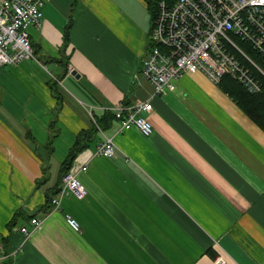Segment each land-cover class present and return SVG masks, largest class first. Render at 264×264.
Instances as JSON below:
<instances>
[{
	"label": "crops",
	"instance_id": "1",
	"mask_svg": "<svg viewBox=\"0 0 264 264\" xmlns=\"http://www.w3.org/2000/svg\"><path fill=\"white\" fill-rule=\"evenodd\" d=\"M42 12L34 57L0 65V246L14 252L0 264H264V131L200 71L153 93L140 73L146 0H46ZM147 99L148 136L98 123ZM82 130L72 165L87 166V193L54 209L45 191ZM104 135L112 157L96 153Z\"/></svg>",
	"mask_w": 264,
	"mask_h": 264
},
{
	"label": "built area",
	"instance_id": "2",
	"mask_svg": "<svg viewBox=\"0 0 264 264\" xmlns=\"http://www.w3.org/2000/svg\"><path fill=\"white\" fill-rule=\"evenodd\" d=\"M46 0H0V65L34 57L28 27L38 26ZM154 19L148 38V51L142 61L141 75L153 86V93L174 90L175 81L185 73L200 71L218 84L227 74L250 92H258L264 77V0H156ZM243 41L258 55L255 60L238 43ZM119 121V129L135 127L148 136L153 126L146 113L152 109L147 100L109 106ZM96 153L114 156V140L104 135ZM86 165H71L61 177L60 191L53 197V208L60 207V197L71 192L78 198L86 195L79 172ZM74 229L79 222L66 214ZM40 218L32 217L33 226ZM26 235L30 230L21 226ZM14 252L0 246V263Z\"/></svg>",
	"mask_w": 264,
	"mask_h": 264
},
{
	"label": "trees",
	"instance_id": "3",
	"mask_svg": "<svg viewBox=\"0 0 264 264\" xmlns=\"http://www.w3.org/2000/svg\"><path fill=\"white\" fill-rule=\"evenodd\" d=\"M146 1L149 7V11L151 13V22H152L155 15L156 0H146ZM244 44L246 45L247 51L251 53V55H253L255 60L259 62L258 55L256 54V52L253 51L247 43L244 42ZM262 66L264 67V64H262ZM217 85L223 91H225L235 101V103L240 107V109L264 131V77H262V86L260 91L258 92H250L243 84H241L239 81L235 80L234 78H232L230 75L227 74L222 76L221 80ZM107 113H108L107 115L105 116L103 115V117L100 118L98 121L101 127L105 126L101 123V121H104L105 118H108L109 120H111L112 117L115 118L112 112L111 113L107 112ZM84 133L85 130H82L77 134L75 141L68 149L67 155L61 161L59 166L60 178L70 168L77 153L87 146L86 141H84L87 136L84 135ZM53 137L54 134H51L47 141L49 150H51L52 148L51 146H52ZM43 178L46 177H42L41 180H38V183L42 184L44 180ZM60 188L61 186L60 184H58L57 186H53V188H50L45 191L46 203H49L51 205L53 204L52 199L60 191ZM21 215L22 213L20 212V210L16 211L10 223L12 224Z\"/></svg>",
	"mask_w": 264,
	"mask_h": 264
},
{
	"label": "rangeland",
	"instance_id": "4",
	"mask_svg": "<svg viewBox=\"0 0 264 264\" xmlns=\"http://www.w3.org/2000/svg\"><path fill=\"white\" fill-rule=\"evenodd\" d=\"M146 16L147 17H149V14H148V12H147V10H146ZM238 43L243 47V49H245V51H247V49H246V45L244 44V42H241L240 40H238ZM248 52V51H247ZM249 53V52H248ZM250 55H251V53H249ZM251 56H253V55H251ZM127 130V129H126ZM123 131V130H122Z\"/></svg>",
	"mask_w": 264,
	"mask_h": 264
},
{
	"label": "water",
	"instance_id": "5",
	"mask_svg": "<svg viewBox=\"0 0 264 264\" xmlns=\"http://www.w3.org/2000/svg\"><path fill=\"white\" fill-rule=\"evenodd\" d=\"M75 71H72V73H74Z\"/></svg>",
	"mask_w": 264,
	"mask_h": 264
}]
</instances>
